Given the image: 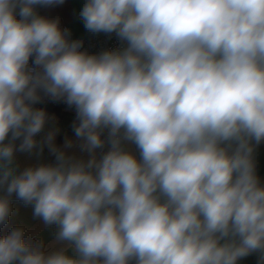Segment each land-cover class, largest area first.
Masks as SVG:
<instances>
[{
  "label": "clouds",
  "instance_id": "9594fccd",
  "mask_svg": "<svg viewBox=\"0 0 264 264\" xmlns=\"http://www.w3.org/2000/svg\"><path fill=\"white\" fill-rule=\"evenodd\" d=\"M64 2L0 0V226L15 195L61 245L14 227L0 264H264V0H85V30L119 41L98 53L36 10ZM45 98L87 159L36 139Z\"/></svg>",
  "mask_w": 264,
  "mask_h": 264
},
{
  "label": "crops",
  "instance_id": "0c3cea01",
  "mask_svg": "<svg viewBox=\"0 0 264 264\" xmlns=\"http://www.w3.org/2000/svg\"><path fill=\"white\" fill-rule=\"evenodd\" d=\"M85 0H65L63 5L41 7L37 6V12L50 19L59 18L60 27L62 29H69L72 37H83L91 33L87 32L84 28L83 22L78 18V13L83 7ZM100 33L98 35H102ZM35 107V105H34ZM69 111V110H66ZM70 112V111H69ZM71 113V112H70ZM50 119L46 123L45 129L36 137L37 140L43 139L46 133L50 130L58 128L54 143L63 148L65 138L71 139L74 143L71 148L65 149L69 155H76L87 159V153L80 150L78 142L74 135L72 124L75 120L76 114L66 115L63 119L55 111H47ZM72 115V116H71ZM8 141L6 140L5 143ZM20 141L17 140L16 144L19 145ZM130 147L135 150L133 145ZM99 151V150H98ZM255 159L257 164V174L264 184V143H261L255 152ZM55 157L49 152L48 147L45 146L42 153L39 155L34 151L29 154L27 152L17 151L15 153V164L18 166V171H22L25 167L37 165L40 163H54ZM2 194V193H0ZM11 215L15 221L16 227H23L25 234L35 243L42 241L46 251H53L61 245H53L55 239L56 226L46 227L41 219L33 217V207L26 206L22 201L16 199L13 195L11 198ZM238 264H258V255L252 254L238 261Z\"/></svg>",
  "mask_w": 264,
  "mask_h": 264
},
{
  "label": "built area",
  "instance_id": "2783aa9c",
  "mask_svg": "<svg viewBox=\"0 0 264 264\" xmlns=\"http://www.w3.org/2000/svg\"><path fill=\"white\" fill-rule=\"evenodd\" d=\"M71 39H81L83 41L82 50H86L89 53H98L102 50L112 49L119 46V41L115 34H102V35H94L89 34L83 37H70ZM46 106H53L60 108L62 110H74L68 108L66 104L63 102H52L45 98L41 103L35 105L36 108H45ZM15 197V195H14ZM16 198V197H15ZM17 199V198H16Z\"/></svg>",
  "mask_w": 264,
  "mask_h": 264
},
{
  "label": "trees",
  "instance_id": "16d2710c",
  "mask_svg": "<svg viewBox=\"0 0 264 264\" xmlns=\"http://www.w3.org/2000/svg\"><path fill=\"white\" fill-rule=\"evenodd\" d=\"M44 110H45L46 112H47V111H55V112L59 115V117H60L61 119H63L66 115H69V114L72 113V112L70 113L69 111L62 110V109H60V108L53 107V106H46V107L44 108ZM68 113H69V114H68ZM14 227H16V226H15V221L13 220L12 217L9 216V219H8L7 224H5V225H3V226H0V237H3V236H5V235H7L8 232H9L12 228H14ZM25 241H26V242H30V243H34V242L30 239V237L27 236L26 234H25Z\"/></svg>",
  "mask_w": 264,
  "mask_h": 264
},
{
  "label": "rangeland",
  "instance_id": "374dc122",
  "mask_svg": "<svg viewBox=\"0 0 264 264\" xmlns=\"http://www.w3.org/2000/svg\"><path fill=\"white\" fill-rule=\"evenodd\" d=\"M70 112H72L73 114H75V111L74 110H69ZM72 116V115H71Z\"/></svg>",
  "mask_w": 264,
  "mask_h": 264
}]
</instances>
